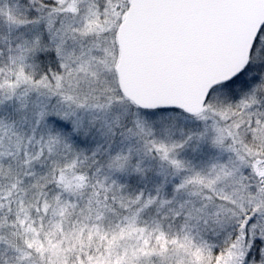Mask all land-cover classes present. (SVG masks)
Here are the masks:
<instances>
[{"label": "snow or ice", "instance_id": "snow-or-ice-1", "mask_svg": "<svg viewBox=\"0 0 264 264\" xmlns=\"http://www.w3.org/2000/svg\"><path fill=\"white\" fill-rule=\"evenodd\" d=\"M0 264H264V0H0Z\"/></svg>", "mask_w": 264, "mask_h": 264}]
</instances>
